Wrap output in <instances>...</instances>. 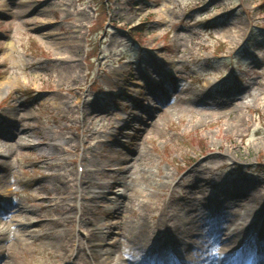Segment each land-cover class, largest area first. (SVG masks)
Segmentation results:
<instances>
[{
    "label": "rangeland",
    "instance_id": "obj_1",
    "mask_svg": "<svg viewBox=\"0 0 264 264\" xmlns=\"http://www.w3.org/2000/svg\"><path fill=\"white\" fill-rule=\"evenodd\" d=\"M15 204L37 233L0 216V264H97L93 230L99 255L124 246L112 264L203 225L261 217L264 233V0H0V207Z\"/></svg>",
    "mask_w": 264,
    "mask_h": 264
},
{
    "label": "bare ground",
    "instance_id": "obj_2",
    "mask_svg": "<svg viewBox=\"0 0 264 264\" xmlns=\"http://www.w3.org/2000/svg\"><path fill=\"white\" fill-rule=\"evenodd\" d=\"M6 134V133H5ZM19 134V132L18 133H16L15 135H18ZM2 138H4V139H6L7 140V138L4 136V137H2ZM125 170V168H122V167H120V170H119V172H123ZM124 174H126V176L128 175V172H127V170H125L124 172H123ZM128 177V176H127ZM119 185H114L113 186V189L111 188V190L112 191H114V189L116 188H118L119 186H123L127 191L129 190V191H131V184L126 180V178H122V179H120L119 180ZM112 191L111 192H103V193H105V194H111L112 193ZM132 198H133V196H131V197H128V195H127V193H125V194H123V195H118L117 196V201H118V207L117 208H119L120 209V207H124L125 209L126 208H128V207H130V206H132L133 205V200H132ZM43 200H42V198H40L39 199V201L38 202H42ZM24 208L25 207H23V206H21L20 204H15V205H12V206H8V208H5V207H3V208H1L0 209V216H3V218L4 217H7L6 219H8V221L5 223L6 225H8L9 224V222H14V221H16L14 218H16V217H18V215H23V214H25L26 213V215H25V218L23 219V220H19V222L21 223V224H23L24 225V223L26 222L27 224H25L23 227H25L26 229V231L29 233V235L31 236V235H33V234H35V233H37V231H31V228L33 227V226H35V222H32V217L34 216V212H33V210H30V209H28L27 211H25L24 210ZM254 208V207H253ZM250 209V212H252L254 209ZM118 210V209H117ZM3 219H1L0 218V224L1 223H3V221H2ZM117 228V226H115V224H113V225H111L108 229H109V232H108V234H107V236H112V230H114V229H116ZM112 229V230H111ZM246 230H247V228H243V229H241L238 233H237V235H242V236H244V234L246 233ZM44 230H41V231H39V232H43ZM45 232V231H44ZM43 232V233H44ZM47 233H45V235H46ZM37 235V234H36ZM90 235L92 236V241L90 242H88V249H89V251L91 252V254H92V256L95 258V260H96V263L97 264H112V263H114L115 262V255L113 256L112 254H113V252H120V254L122 253V251L124 250V246L123 245H119L118 247H117V242L118 241H116V242H112V243H110V248L112 249V252H110V250L111 249H109V248H107L108 249V251L107 252H104L103 253V256L102 255H99L98 253H97V250L99 249V248H101L102 246L101 245H99L98 243H95V235H94V230L93 231H90ZM34 236V235H33ZM118 236H120V234L118 235ZM37 237L39 238L40 236H38L37 235ZM233 238V237H232ZM175 238L174 237H171V238H169V241H171L172 242V244H175L177 241L176 240H174ZM116 247H117V249H116ZM144 247V246H143ZM104 249L103 250H105V247H103ZM151 248V247H150ZM143 250L144 251H146V252H150V251H148V250H146V248H143ZM149 250H151V249H149ZM221 250L223 251V252H225V253H228L229 251H230V248H229V246L228 245H225V246H223L222 248H221ZM169 256V258H171V259H174L177 255H168ZM135 261V262H134ZM133 262H134V264H140V263H138V261L137 260H133ZM221 263H223V262H221ZM116 264H122V262H116ZM157 264H162V263H157ZM169 264H176V262H170ZM258 264H264V261H261V262H259Z\"/></svg>",
    "mask_w": 264,
    "mask_h": 264
}]
</instances>
